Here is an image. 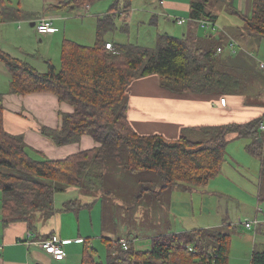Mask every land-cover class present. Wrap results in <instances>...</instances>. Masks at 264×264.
Here are the masks:
<instances>
[{
  "label": "trees",
  "instance_id": "trees-1",
  "mask_svg": "<svg viewBox=\"0 0 264 264\" xmlns=\"http://www.w3.org/2000/svg\"><path fill=\"white\" fill-rule=\"evenodd\" d=\"M94 1L59 0L50 3L47 10H74ZM132 4V0L111 1L110 14L97 20V38L93 44L65 38L59 66L48 59V68L40 70L0 50V58L12 70V91H50L74 106L72 112L60 111V126L42 125L43 134L58 145L78 142L84 134L92 135L99 143L62 158L50 157L28 144L23 133H14L5 127L4 98L0 94V189L5 223L22 220L33 229L40 219L56 212V192L74 187L87 193L107 189L106 162L111 158L133 173L155 172V178L142 180L138 195L144 196L145 190L154 188L161 200L177 186L193 189L218 175L231 140L250 138L247 149L257 157H264L263 141L259 140V137L264 140L261 127L264 114L244 122L187 126L177 138L136 130L129 117L127 88L138 77L159 74L166 89L217 94L221 104L225 95H249L248 90L254 92L259 88L254 84L258 80L243 78L234 68L243 66L247 57L239 63L231 61L236 56L220 53L218 48L224 39L209 38L215 36L211 32L203 35L159 33L155 47L107 39L106 33L116 28L117 15L127 16ZM191 16L192 19L218 18L206 9L203 1L193 3ZM244 20L242 26L236 27V35L264 39V0H254L253 10ZM126 29L127 24L122 30ZM107 41H112L113 49L106 46ZM256 64H253L255 72ZM257 74L264 77L262 72ZM252 102L247 99L245 103L253 105ZM194 131L202 132L203 137L192 139L189 133ZM145 181L152 184L147 187ZM80 204V199H71L66 207L73 209ZM261 225L257 227L262 228ZM122 238L116 240V247H109L107 264H231L233 237L227 228L163 231L153 237L148 250L137 249L131 241L124 248L120 243ZM103 239L108 242L109 238L104 235ZM82 264L104 262L98 258L97 249L88 246ZM251 264H264L263 244L254 245Z\"/></svg>",
  "mask_w": 264,
  "mask_h": 264
},
{
  "label": "crops",
  "instance_id": "crops-1",
  "mask_svg": "<svg viewBox=\"0 0 264 264\" xmlns=\"http://www.w3.org/2000/svg\"><path fill=\"white\" fill-rule=\"evenodd\" d=\"M196 1H203L206 9L218 16L216 21L218 23H223L221 24L224 26L223 31L205 29L192 19V6ZM49 4L50 3H46L44 7L45 10H47ZM132 5V9L129 11H140L137 20L140 16L142 18L141 22L146 21L145 19L148 18L154 19L155 16H157L159 20L160 16H163L175 24L178 22L177 19L182 17L185 19L184 23H178L184 25L183 34L187 32H197L203 35L207 32H211L215 36L209 38H213L216 41L224 39V41H222V43H224L220 44V46L223 47L221 52H229L231 56L235 55L236 58L231 60L234 63H239V60L244 57L250 58L248 57L249 55L257 58L258 64L260 59H264V57H258V54L256 55V52L253 51L264 50V39H258V37L254 36L239 37V35L235 34L238 30L236 27L242 26L245 21V16L250 15L252 12L254 0H137V3H133ZM8 6H12L9 4L8 0H0V50L9 53L16 59L26 60L21 58V53L15 52L12 49V45L14 47H20L22 54H24V50H26L23 46L14 44L19 41V37L16 36L18 30L21 27L26 28V26H22L21 23V27L17 25V21L23 20L24 18L31 20V26L34 27L33 31L37 39L40 38V41L44 38L49 39L50 43L48 44V49L55 44L61 50L63 41L65 38H69L64 35L63 25L59 22L60 19H67L64 12L52 10L51 13L44 12L42 14L32 15L31 12L21 8L19 5L16 7L17 4H15L12 11H10ZM91 7H93V5L87 3L83 9H85L87 13ZM110 7L111 3H107L105 10L97 14L95 41L97 38V20L102 15L110 14ZM128 15L133 18L134 13H128ZM39 16L53 17L54 24L55 21H57L58 26L55 24L56 28L52 32L40 33L36 29L35 24H32L33 21L39 19ZM117 18H120V15H117ZM60 32L62 38L58 42L57 35ZM26 36L29 37L30 34L21 36V38H25ZM233 38L237 39L238 45L240 46H237L235 50L228 44L230 39ZM30 50L34 51V53L39 51L37 49ZM43 52V57L32 58L45 59L49 57L47 56L48 50ZM47 59L52 58L49 57ZM46 62L47 60H44L45 65L40 66V70H46L48 68V63ZM12 78V70L9 68L8 64L0 58V94L3 95V102L5 105L4 124L9 131L23 133L28 144L53 158H62L70 153L94 147L99 144L90 134H84L78 142L62 145L56 144L52 139L43 134L40 128L44 124L52 127L60 126L62 124L60 111L72 112L74 106L69 102L61 101L58 95L50 91H34L28 93H17L12 91ZM127 93L129 96L130 120L136 130L142 134L160 133L171 138H177L182 132V129L187 126L219 124L232 121L244 122L257 115L264 114V89H259L254 95L250 93L249 95L243 93L225 95L228 97V102L227 105H224L221 104L219 95L217 94L181 93L166 89L161 84V77L159 74H150L134 79L128 85ZM257 93H260V95H256ZM247 99L252 100L254 104H246L245 102ZM262 141L264 143V140ZM247 145L248 143L245 145L246 148ZM248 152L253 154L249 150ZM260 159L261 170L259 179H256L257 184L255 181L252 183L258 190V198L253 200L254 205H249L241 198L236 199L237 206L240 208L238 217L241 223L239 222V224L244 227L241 228L240 231H236V233L245 238L246 241L244 243L242 241L233 243L232 241L229 253L231 264H239L232 250L236 249L238 251L243 245H246V248L249 246L250 237H246V234L249 233L245 231L253 230V228H249L245 225L243 217H245L246 220H259V223L254 227L256 232L254 231L253 234L264 232V210L261 208L262 197H264V177L262 175V162L264 157ZM220 173L221 172H219V174ZM192 191H194L193 194H191ZM201 191L208 192L205 186H199L194 189L177 186L171 193L173 195L176 193L177 197H183L184 201H186V198L189 199L190 197L192 200L194 194L197 196V194L202 193ZM84 192L86 191L75 187L69 188L66 191L56 192V212L48 218L40 219L33 229L30 228L26 221L22 220L5 223L2 214V194L0 193V264H82L86 247L94 246L97 249L101 245V243H99L100 240H103L101 241L103 243L105 242L103 239L104 234L102 233L104 229H102L103 224L101 222L103 219V208H97L96 202L98 199L87 198L88 195ZM254 195L255 194H253V196ZM228 196L232 197L231 195ZM71 199H80V206L68 209L66 203ZM174 203L175 201L171 198L169 203L171 210L173 209ZM175 204L178 203L176 202ZM243 209L246 215L242 214ZM234 213H232V216L230 211L221 210L220 212L218 211L217 219L213 222H209L205 219V221L202 222L201 219H198L194 224L176 219L174 221V226H165L162 228L161 232L186 231L201 227H229L232 230L230 224H234L236 227ZM258 224H262V228L259 227V229L257 227ZM53 237L63 239L66 256L62 259L55 258L53 254L46 251L41 244L28 242L42 241ZM119 237L127 236L121 235ZM141 239L137 238L135 244L133 243L137 249L148 250L152 247V241ZM255 240H257L256 237ZM257 243L264 245V240L261 242L256 241L255 244ZM113 246L116 247L115 244ZM245 255L248 257V252H246ZM244 264H251V262H249L247 258V262Z\"/></svg>",
  "mask_w": 264,
  "mask_h": 264
},
{
  "label": "rangeland",
  "instance_id": "rangeland-1",
  "mask_svg": "<svg viewBox=\"0 0 264 264\" xmlns=\"http://www.w3.org/2000/svg\"><path fill=\"white\" fill-rule=\"evenodd\" d=\"M8 1L9 4L12 5L10 7L8 6L10 11H12L15 7V4H17L16 7H18L19 5L21 8L31 12L32 15H37L44 12L51 13L52 10L44 9L46 3H51L58 0ZM111 1L112 0H96L92 3L93 7H91L87 13L83 8L74 10H60L66 14L67 18L66 20L60 19L59 21L60 24L63 25L64 30H62L64 32V35L81 44H93L95 42L96 18L98 16L97 14L104 11L107 3L110 4ZM132 1L133 3H137V0ZM129 13H134L133 18H131L130 15H124L121 18H117L115 20L116 28L113 31H109L106 33L107 39L116 42L131 41L155 47L158 40L157 35L159 33L168 32L174 35L183 34V24H179L178 22L174 24L163 16H160L159 20L157 19V16H155L154 19L148 18L149 21L148 19H145L146 21L141 22L142 18L140 16L137 20V16L140 15V11H129ZM40 17L41 16H39V18ZM20 23L22 24V26L25 25L26 28L21 27ZM55 24H57L58 26L57 21H55ZM126 24L127 29L123 31L122 29L124 26H126ZM218 24L221 25L223 23L219 22ZM17 25L21 27L16 33V36L19 37V41L15 42L14 44L17 46H23L26 49L24 50L25 56L24 54H22V50L20 49V47H14L12 45V49L15 52L21 53V58L26 59V61L39 69L40 66L45 65L44 60H48L47 58L49 57H51L53 62L58 66L60 65V48L54 44L48 49V44L50 43L48 38H44L41 41L40 38L37 39L35 36V32L33 31L34 27L31 26V20L27 18L18 20ZM221 26L224 29V26ZM215 31L221 30L219 29ZM27 34H30V36L21 38V36H25ZM61 38L62 36L60 32L57 35L58 42ZM29 48L37 49L39 51L37 53H34V51L30 50ZM233 49L235 50L237 49V47ZM47 50V56L49 57H46L45 59L32 58L43 57V51ZM253 51L256 52V55L258 54V57H264V50ZM225 53L228 54L229 52ZM248 57L250 58H247L246 63L243 66H234V68L238 73H240V76H242L243 78L246 77L249 80H258L257 83H254L255 86L259 89L261 86L264 89V77L261 78V76H258L257 74V72H262L264 74V70L261 69L260 65L258 64L257 58H254L250 55ZM261 60L264 59H260L259 62H261ZM255 62L257 63V72L254 71L255 66H253V64ZM239 69L242 71L240 72ZM248 92L253 95L256 93V91L252 92L250 90H248ZM224 97L227 98L228 102V97ZM189 136L192 139L198 140L199 138L203 137V133L190 132ZM249 142H251V139L246 137L231 140L226 147V157L221 165V173L218 175L219 177L216 176L213 179L211 178L207 184L200 185L205 186L208 192L201 191V194H197V196L194 194L192 200L189 197L190 200L186 198V201H184L183 197H177L176 193H174V196L171 191L166 192L164 196L161 197V200H159L156 196V190L154 188L145 190L146 194L144 196H139L138 192L142 185L140 183L142 182V180L155 178V172L144 170L138 173H133L132 171L123 168V166L115 159L111 158L107 160V189L94 191L92 193L84 192L88 195L87 198L98 199V201L96 202L97 208H103V219L101 220V222L103 224L102 229L104 230L102 233L109 239L107 240L108 242L104 243L101 242L103 240L99 241L101 245L99 246V248H97L98 258L101 259L104 264H107L109 247L114 244L115 246H117L118 241L116 240L121 235H126L128 237H126V239L134 244L137 238H142L141 240L146 241H153V237L157 234H160L162 228L168 225L174 226V221L176 219H180L189 224H194L198 219H201L202 222H204L205 220L213 222L215 219H217L218 211L220 212L221 210L230 211L231 214L236 211L234 213L236 227L234 224H230L232 230L229 227L224 228L229 229V233H231L233 237V243H236V241H242L244 243L246 239L236 233V231H240L241 228H244L239 224L240 221L238 212L240 208H238L237 206L236 199L241 198L249 205H254L253 200L258 198V190L252 183L255 181L257 184L256 179H259L261 170V159L249 153L245 146ZM144 183L147 184V187L152 184L150 182L146 183V181ZM198 187L196 186L194 188ZM129 188H131V190L127 191ZM194 191H192L191 194H193ZM0 193L2 194L1 189ZM253 194L255 195L253 196ZM228 195H231L232 197H229ZM171 198L175 201V203H178H174L172 210L169 206ZM261 208L264 210V197H262ZM242 214L246 215V213H244V209ZM243 219L244 221H246L245 217H243ZM252 228L253 230L245 231L251 234H246V237H250L248 248H246V245H243L238 249V251L236 249L232 250L233 255L236 257V260H238L239 264H244L245 262H247V258L249 259V262H251L253 246L255 245L256 241L261 242L264 240V232L260 234H253L255 230L254 227ZM255 237L257 238V240H255ZM246 252H248V257L245 255Z\"/></svg>",
  "mask_w": 264,
  "mask_h": 264
},
{
  "label": "built area",
  "instance_id": "built-area-1",
  "mask_svg": "<svg viewBox=\"0 0 264 264\" xmlns=\"http://www.w3.org/2000/svg\"><path fill=\"white\" fill-rule=\"evenodd\" d=\"M179 23H184L185 19L184 18H178L177 19ZM195 21L199 22L200 26L205 28V29H210V30H221L223 31V27L218 24L216 20L210 19V18H198L194 19ZM35 26L36 29L40 33H49L55 30L56 26L54 24V18L51 16H41L39 19L35 20ZM238 41L236 39H230L229 41V46L232 48L237 47ZM106 46L109 49H113L114 45L112 41H107ZM219 51L222 50V46H219L218 48ZM261 69H264V60H261L259 63ZM223 104H227V98L224 96L221 98ZM261 127L264 129V123L261 124ZM258 223V219L252 220V219H247L245 221V225L249 228L255 227V225ZM28 242H33V243H39L41 246L45 248L46 251L49 253L53 254V256L57 259H62L66 256V251L64 248L63 244V239L58 238V237H53V238H47L42 241H28ZM120 243L124 248L129 247V241L126 238H122Z\"/></svg>",
  "mask_w": 264,
  "mask_h": 264
},
{
  "label": "water",
  "instance_id": "water-1",
  "mask_svg": "<svg viewBox=\"0 0 264 264\" xmlns=\"http://www.w3.org/2000/svg\"><path fill=\"white\" fill-rule=\"evenodd\" d=\"M35 23H36L35 21L32 22V24H35ZM259 140L262 141L263 140L262 137H259Z\"/></svg>",
  "mask_w": 264,
  "mask_h": 264
},
{
  "label": "clouds",
  "instance_id": "clouds-1",
  "mask_svg": "<svg viewBox=\"0 0 264 264\" xmlns=\"http://www.w3.org/2000/svg\"><path fill=\"white\" fill-rule=\"evenodd\" d=\"M259 221V220H258ZM259 223V222H258ZM124 238H126V237H124ZM192 248V247H191ZM193 249V248H192Z\"/></svg>",
  "mask_w": 264,
  "mask_h": 264
}]
</instances>
